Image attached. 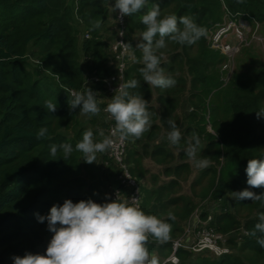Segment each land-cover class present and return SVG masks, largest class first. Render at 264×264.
I'll list each match as a JSON object with an SVG mask.
<instances>
[{"label":"trees","instance_id":"obj_1","mask_svg":"<svg viewBox=\"0 0 264 264\" xmlns=\"http://www.w3.org/2000/svg\"><path fill=\"white\" fill-rule=\"evenodd\" d=\"M218 1L148 0L141 12L127 20L133 48L126 80L139 81V87L128 91L142 96L152 113L149 131L139 139L127 138L133 143L127 162L140 185L142 210L172 225L167 243L159 244L150 237L148 249L155 254L158 264H171L164 262L172 253L173 241L184 235L183 225L196 210L194 198L184 192V182L192 175V159L186 150L194 143L193 134L200 139L202 160L208 161L199 179L212 176V201H221L232 192L245 189L258 195L264 193V189L247 185L245 171L249 159H264V119L256 114L264 103V91L256 89L264 71L254 80L234 82L226 119L221 126L212 119L215 134L207 130V111L212 105L208 100L230 85L235 75L224 84L221 68L226 59L211 50L206 41L211 27L223 19L214 12L218 10ZM222 1L224 11L244 14L252 25L254 21L264 25V0ZM156 3L162 17L190 16L207 30L206 36L193 45L165 38L167 47L157 55L161 56L164 76L176 81L168 89L144 82L140 73L144 67L143 53L135 48L145 30L141 17ZM109 5H113V0H0V264H13V256L23 257L26 253L46 254L53 233L48 230L47 221L39 222L36 214L46 216L54 204L62 205L66 199L73 203L88 199L105 203L104 182L97 163L101 155L107 157L97 153V161L88 164L75 150L87 130V123L82 122H92V116L80 121L78 107H69V92H83L89 77L105 79L116 73L112 54L116 32L109 24L113 13ZM97 22L100 26L94 27ZM82 27L90 38L80 41ZM89 87L102 90L101 83ZM184 96L198 106L189 123L187 120L182 127L175 109ZM46 100L57 104L55 112L45 109ZM98 116L103 120L101 114ZM169 118L181 133L178 144L169 139ZM102 123L107 125L104 120ZM41 128L47 132L37 138ZM62 143L73 147L65 160L59 148ZM52 145L57 146L55 155H51ZM145 161H149V166ZM199 182L195 180L192 188ZM262 202L236 200L235 206L243 209ZM169 213L174 219L169 218ZM262 213L264 207L241 224L234 214L222 212L214 217L212 226L223 234L242 228L251 233ZM207 218L206 212L199 216L202 221ZM259 236L260 233L248 235L240 243L229 240L228 246L234 253L210 257L212 260L183 249L178 250L177 256L180 264H264V248L257 243Z\"/></svg>","mask_w":264,"mask_h":264},{"label":"clouds","instance_id":"obj_2","mask_svg":"<svg viewBox=\"0 0 264 264\" xmlns=\"http://www.w3.org/2000/svg\"><path fill=\"white\" fill-rule=\"evenodd\" d=\"M147 4L148 0H115L109 7L113 12L119 10L121 17H131L141 12ZM141 23L145 30L135 48L143 53L144 67L140 69V73L144 82L161 89L174 87L176 81L164 76L161 56L157 55L159 50L167 47L165 38L181 45H193L206 36L207 30L197 25L190 16L178 18L175 14H168L162 17L159 3L153 4L142 15ZM179 25H183V28ZM99 26V22L94 25ZM119 35L123 36L124 32L121 31ZM121 44L126 50L133 48L130 43ZM137 87L139 81L135 79L120 84L104 109L109 118L115 121L112 134L118 133L121 138L139 139L152 126L148 102L142 96L132 95L128 91ZM69 95L72 97L70 109L82 105L81 115H99L101 109L96 92L90 87L83 92L70 91ZM44 103L47 111H56V103L51 100ZM256 114L258 118L264 117V108ZM167 123L171 129L168 134L170 141L178 144L181 133L176 122L169 118ZM46 132V128H41L37 138L44 137ZM97 132L102 137L101 140L94 141L93 130L87 129L83 132L82 140L75 146V150L82 154L81 159L88 164L96 162L97 153H106L113 144L111 136L105 135L102 128L97 129ZM193 141L186 150L189 159H195L200 146V139L196 134H193ZM59 148L63 150L64 160L73 152L71 144L62 143ZM56 152L57 146L52 145L51 155ZM196 163L198 167L208 166L207 159ZM245 171L250 188L264 189V159H249ZM119 194L120 192L116 193L115 200L103 204L92 199L76 203L66 199L62 205L54 204L46 216L36 214L39 222L47 221V228L53 233L46 254L26 253L23 257L13 256V264H158L148 249L150 237L159 244L167 243L171 239L172 225L155 215L146 214L135 203L137 198L124 200ZM231 194L236 200L264 201V193L258 195L248 189ZM106 198L110 200L107 194ZM168 215L174 219L172 213ZM258 221L254 230L245 234L256 236L260 233L257 243L264 248V213L260 214Z\"/></svg>","mask_w":264,"mask_h":264},{"label":"built area","instance_id":"obj_3","mask_svg":"<svg viewBox=\"0 0 264 264\" xmlns=\"http://www.w3.org/2000/svg\"><path fill=\"white\" fill-rule=\"evenodd\" d=\"M115 0H113V4ZM246 15L227 11V17L221 22L214 24L207 37V45L211 50L219 52L225 57V63L223 64L221 71L224 72L222 80L225 85L229 83L231 77L235 71L236 58L242 52L243 48L249 47L254 42L255 34L258 30V23L254 21V24L245 17ZM114 18L117 20V41L112 46V54L115 57L114 67L116 73L112 76L100 79L99 76L94 75L90 77L89 84L87 79L85 83V89L90 85L101 83L102 90H99L108 99H111L115 91L119 88L120 84L127 82L126 71L128 70L130 61L132 60L131 49H125L121 43H130L127 29L128 17H121L119 10L114 11ZM246 24V25H245ZM123 31L124 35L119 33ZM89 35L86 34L87 38ZM91 88V87H90ZM84 89V90H85ZM104 116L107 118V135H110L113 144L112 147L105 153L109 162L114 167L118 168L120 173L117 177L119 186L114 188L111 193L112 200H115L116 193L120 192L121 199L127 200L137 198L135 203H138L142 209V193L138 181L131 174V165L127 162L128 154V139L121 138L116 133L112 134V129L115 126V121L110 119L108 114L104 111ZM109 162L104 163L107 167ZM128 190V194H127ZM131 190V191H130ZM199 219V217H198ZM202 227L196 229L197 225L193 221L192 228L187 230L191 236H185L173 241V248L171 255L164 263L180 264V259L177 256V252L180 249L190 251L195 254L207 255L211 258H220L225 255L233 254L232 250L228 246L230 237L217 231L212 226V217L204 221L200 220ZM246 232H244V236ZM237 242H241L238 241Z\"/></svg>","mask_w":264,"mask_h":264},{"label":"rangeland","instance_id":"obj_4","mask_svg":"<svg viewBox=\"0 0 264 264\" xmlns=\"http://www.w3.org/2000/svg\"><path fill=\"white\" fill-rule=\"evenodd\" d=\"M219 2V1H218ZM220 3V5H219ZM218 3L217 8L218 10H214L216 17H221L222 16V20H225L227 17V11H224V4L223 1L220 0V2ZM221 20V21H222ZM116 19L114 18V12L112 13V17L109 19V24L112 28L113 31L116 32V39L115 41H113V45H115L116 41H117V24H116ZM246 25V24H245ZM86 29L84 27H82L81 29V33L79 36L80 41H83L86 37ZM103 33V32H102ZM89 35V34H88ZM105 36H110V34H106ZM90 37V36H88ZM140 38V37H139ZM137 38H132V40H136ZM254 42L252 43L251 46L249 47H245L243 48L242 52H240V54L237 56L236 58V63H235V75L233 82L228 85L227 87L223 88L219 94L216 95H212L210 97V99L208 100V103H211L212 105H210L209 110L207 111V119L209 120V123L207 125V130L208 132L215 134V131L213 129V120H215L220 126L222 125L221 123L224 122V120L227 117L226 114V105L228 100L231 98V93L233 92L234 89V82L236 81H242V80H254L255 78L258 77V75L264 71V25H258V30L255 34V39L253 40ZM131 44V42H130ZM90 81V77L89 80L87 81V84H89ZM100 89V88H99ZM258 91H264V76L262 77L261 81H259L258 86L256 88ZM94 92H96V97H97V102L98 105L101 109L100 114H104V109L107 106L108 103H110L111 99H108L104 96V94L102 92H100L99 90H95ZM198 105L195 104L193 105L186 96H184V98L181 101V104L179 106L176 107L175 111H176V115L178 116V119L180 120V122H182V127H185L187 124V120L189 123V117L191 116V114H193V112L195 111L196 107ZM81 109V106H78V110ZM262 108H264V103ZM81 115V114H80ZM83 116L86 115H81V118H83ZM97 118H99L98 120L94 119V116L91 117L92 122L90 121H84L82 122V124H86L87 129H92L94 136L93 139L94 141H99L102 139V137L99 136L97 129L102 128L105 132V135H107V125H104L102 122V118H100L97 115ZM90 119V120H91ZM264 119V117H263ZM64 132H70V131H64ZM133 147V143L128 139V152L129 149H132ZM189 148V147H188ZM201 148L202 146H200V149L198 150V152L196 153V157L195 159L191 160V176L185 180L184 182V192L185 194L191 196L194 198L195 200V206H196V210L192 216L191 219H189L186 223H184L183 227H184V235L185 236H191V234H188L187 230L189 228H192L193 226V219L195 217H199L201 215L202 212H206L208 216L212 217V222L214 221V217L218 214H221L222 212H230L232 214H234L237 219L241 222V224H244L246 222L247 219L255 217L256 215V211L258 208L260 207H264V202H262L259 205L254 204H250L247 207L240 209L238 207L235 206V202L236 199L232 198V194L227 195L224 199H222V201H217L214 202L211 199V193H210V188H211V180H212V176L209 175L206 178H202L201 180L199 178H201V174H202V168L204 167H198L196 161L198 160H202L201 158ZM102 160L101 163V167L103 170L109 169L108 171H106L107 173H109L108 176V181L109 183H111L112 185H115V187L119 186V181L117 179L120 171L118 168H114L113 165H111V163L108 160V157L105 158L104 156H100L99 160ZM190 161V160H189ZM109 162L110 165H108L107 167L104 166L103 163ZM219 163H223V157L220 156L219 159ZM145 164H147L149 166V161L148 163L145 161ZM150 166H152L150 164ZM102 169H100V172L103 171ZM195 180H199V184L197 186H194L192 188V183ZM131 191V190H130ZM183 192V191H182ZM128 190H127V194H128ZM106 202V201H105ZM202 227V225L199 223L198 226L196 227V229H200ZM244 232L245 230L242 228L239 231H232L227 233L226 235L228 237H230L229 240L231 239H235L238 241H241L244 237H247L248 235L244 236ZM231 249V248H230ZM232 252L234 253V250L231 249ZM198 257L201 258L202 254H195ZM207 259L212 260L209 256L205 257Z\"/></svg>","mask_w":264,"mask_h":264},{"label":"crops","instance_id":"obj_5","mask_svg":"<svg viewBox=\"0 0 264 264\" xmlns=\"http://www.w3.org/2000/svg\"><path fill=\"white\" fill-rule=\"evenodd\" d=\"M79 109H80V107H79ZM77 110H78V109H77ZM77 113H78V117H79L80 121L83 120V118H84L85 116H83V118H81L80 110H78ZM101 116L103 117L104 122H106V121H107L106 116H104V114H101ZM101 163H102V160L100 159V160L98 161V163H97L99 169H102V167L100 166ZM103 164H104V163H103ZM104 166H105V164H104ZM114 168H115V167H114ZM102 170H103V169H102ZM108 170H109V169H106V170L101 171V176H102V180H103V182H104V188H103V193H104V198H105L104 200H105L106 202H111V200H112V198H111V193H112V191L114 190V188H116L117 186L115 187V185H112L111 183H109V181H108L109 173L106 172V171H108ZM106 194H107L108 197H110V200L106 198ZM221 201H222V200H221ZM193 221H194V223H195L197 226H198V224L200 223V220L198 219V217H195V218L193 219ZM201 221H202V220H201ZM150 254H151L152 256H155L154 253H150Z\"/></svg>","mask_w":264,"mask_h":264}]
</instances>
